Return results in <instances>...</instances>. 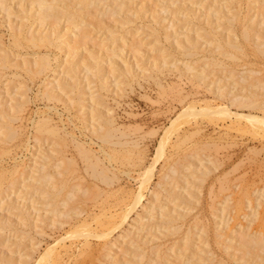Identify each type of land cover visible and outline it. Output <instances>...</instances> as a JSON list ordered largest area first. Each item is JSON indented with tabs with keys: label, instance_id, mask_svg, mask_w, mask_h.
Here are the masks:
<instances>
[{
	"label": "rangeland",
	"instance_id": "obj_1",
	"mask_svg": "<svg viewBox=\"0 0 264 264\" xmlns=\"http://www.w3.org/2000/svg\"><path fill=\"white\" fill-rule=\"evenodd\" d=\"M6 1L7 2H5V1L4 2L6 3L7 6H5V3H3V4L0 3V49H1L0 51H2V49L7 50V51L6 50L5 51L8 55V59L10 60L9 61L10 63L8 62V65L5 68H8V66H9L10 69L8 68L9 69V71H8V69L4 68L5 69V71H4V69H2L4 66L3 67L0 66V101L2 102L3 99H1V98H4L2 103H4V105L7 106V104L10 101L9 100L10 97L11 98L16 97V98H18V100H21V101L25 100L24 101L25 103H22V104H24L23 108H22V106L20 108V109H23L22 112H20L21 110L19 109V112L21 114L19 112H18L19 115H18V113H16V116L18 115L20 118L17 116L14 118L15 122L12 121L13 124L15 123L14 125L16 127V130L17 129L20 130V131H16L17 132V134L15 136L16 138L12 137L14 139L11 138V140H9L10 138L9 139L4 138V142L6 143V146L4 143L1 144L2 140L0 142V148H1V145L3 147L5 146V148L2 147V152L0 149V172H1L0 174L3 175V177L0 175V180L2 179L1 184L5 185V187H4V185L0 184L1 185L0 186V192L2 193V194H0V196L3 195V197H1V200H0V215H1V217H3L2 220L7 218L8 220L10 219V220H12V222H14L13 225H9L8 228H5L8 226V225L6 226V224H5L6 221H5V222H3L4 226L2 228H0V232H1L0 233V254L1 255L3 254L4 256L6 255V256L13 258V260H12V258L10 259L12 262L7 261V263L8 264H15V263L19 264L20 260L23 259V257H25L28 253L29 254L31 253L28 256L29 259L27 257L29 262H27L26 264H33L36 257L38 258V256L40 255L39 253L43 252V250L45 251V249L48 246H51V245L53 246L54 243L58 239L61 242H60V245L56 244L57 245L56 251L58 253L60 251L58 256L60 255L61 257L56 258L55 259L56 263L54 262L53 264H88V263L89 264L90 263L96 264L100 261V259H102L101 261H105L106 264H109L108 262H111L110 264H125V263L126 264H128V263L129 264H142V263H144V264H163L164 262H165L164 264H179V263L180 264H187V263L188 264H191V263L192 264H195V263L198 264L196 261H198L199 264H217L218 262H219L218 264H220V263L221 264H226V263L227 264H241L242 263L241 258L243 256V254H241V253L243 252L242 251L243 249H242V247L240 248V245H239V243H240L239 237H241L240 233L242 231H243V233L247 231L246 233L248 234V236H251L255 232H256L255 234H258L257 232L264 231V204L260 205V207L257 209L259 214H258L255 222H254V220L251 221L252 216H250L251 210L253 212V210H255V208H256L254 206L259 203L258 202L259 199H257L259 196V193L264 192V129L259 128L260 130H257V131L250 129L249 126L244 123V121L241 122V124H239L238 122H235L232 124L231 119L226 118V117L224 118L222 116H217V117H213V116H210V117L209 116H185L183 118H180L174 127H169V126L171 125L172 120L175 119L179 115V113H181L184 109H186L188 107V104H190L192 101H198L197 102L198 109H199V107L201 108V104H204L203 102L205 100H207V101L211 100L210 102L212 103V105H213V103H215L216 105L217 104L230 105V109L233 112L237 111L240 114L241 113L247 114V113L252 112L254 114L259 113V115H263L264 113H262L260 107H258V109H257V107H251V106L250 107L245 106L243 108V107H241L242 105L239 106L237 103H235L237 105V107H236L235 104L230 103V100H229L230 96H227L229 94H227L225 96L227 98H225L224 96L215 97L213 90H214V88H216L215 86H217V84L219 82L217 80L220 77L224 76V78L227 80V83H229L231 81V79H234L232 77H228L229 76L228 75L229 69H232V68H234V70H236V71L239 69H240L239 71H242L241 69L246 68V66L249 67V68H247L248 70H250V68L251 69L254 68V70H253L254 72H255V70H256V72L258 71L257 76L260 75L261 76V77L259 76L260 78H264V55L261 54L263 56L259 55L260 56L259 57L258 54H260V53L258 51L256 52V53H258L257 55H256V53H254L256 51L255 50V42H254L256 40H255L254 35L252 37V39H254V41L253 40H250V41L247 40L249 42H247V41L245 42V40L243 38L241 39V36H239L240 31L238 32V29L241 30V26H239L241 24L239 22H237V25L235 23L236 26L234 25L235 29L238 28L236 30V33L237 34L239 33V35H238L239 38L238 37L237 38L240 39V41L243 40L242 43H244V44H242V48L247 53V55H245L244 51H242V53L244 54V56H242L243 54H240L241 51L240 52L236 51V57L239 54L240 56L238 55V57H240L239 58L240 60L238 58L233 57L235 59V61L233 60V62H232V59H231L232 57H230V56H229L230 58L226 57V58H229L227 60L225 58V56H228V55H226V54H225V56L223 54L224 57L221 55L222 56L221 57L220 54H222V53L218 52L215 48H213V46L208 41L209 38H207V37H204L203 39H202V37L199 38L200 42L198 41V45L200 46V48H197V50H198L197 52L198 53L201 52V53L199 55H198V53H196V55L194 54V57H193V55L191 57V56H187L186 54H184L186 57L183 56V54L180 53L181 51L178 48H176L170 42L175 43L177 41V35L178 34L181 35V37H183L184 35H182V34H184V33L186 34L189 31H191V34L197 35L198 34L197 29L198 28H196V27H198V26L210 29V27L217 26V24H218L219 27L214 28V30L218 29L219 32H218V30H216L218 33L226 35L225 33L228 32L227 27L229 26V23L228 22L226 23V20L223 19V16L221 14H222V12L223 13L226 12L228 9H233V7H234V10H239V9L243 8L241 11L244 13H242L239 10L241 17H245V15H246L245 19L253 18L252 20H255L254 22L256 23V26L260 22H262L261 24H263L264 0H253V3H252V0H241L242 5H241L240 0H234V1L225 0V2H223L224 0H177V1L176 0H132V2H131V0H127V2H126V0H124L125 4H122L121 7L123 5H125V6L122 8H120L119 0L118 1L117 0L116 1L107 0V3L109 1V3H108L109 6L107 3L105 4V6H103L104 2H101V4L99 3V5H98L100 7L97 6L98 8H96L98 12L96 11V9L92 11V12L95 11V14H93V15L91 14L92 16L91 15L90 16L93 17L94 20L90 16H89L90 17L89 19L90 20L92 19L94 22H96V21L97 22L92 24V26L95 29L88 31L87 36H90L91 38L88 39V37L86 36V39L91 40V42L86 43V44L88 45V47L89 46L90 47H93V46L94 47L95 46L100 47V48L98 47L99 48L98 52L101 50L100 53L103 54L102 57L100 55V58H101L100 63L102 64V66L104 68L103 72H104V77L106 79V85H107V89H105L106 92L104 91V94H107L106 96H107V100H108V102L106 100V104H108L110 107L113 108V113H114L115 122H116L115 124L117 127H118V125L120 126L119 127L120 131H125V133H126L125 139L130 140V141L134 140V142L136 141L137 142L136 147L132 146L133 144L132 145L127 144L129 147L127 145H124V147H123V146H120L119 144H118V146L111 145L113 143H105L101 139L94 137V134L92 132H90V129H89L90 125L89 124H91V122H92L91 120L94 119L95 116L92 115L91 113H88L90 111V108H91L89 105H93L91 103H93V102L95 103L96 101L90 102L91 100L87 99L90 96L89 95L90 92H88L87 89L93 88V90H94L96 88L95 85L97 82L95 81V82H93V84L91 82V87H88L90 83H89V81L86 80V78H84V75H87L88 73H85V72H87V70H84L85 67H83V66H85V64H83L84 62L82 63V61L85 57L86 58L84 60L87 59L88 54L86 52H88V51L86 49L87 45L84 43L83 39L81 40L79 38V36H78L79 34H78V32H76V29L75 30L71 29L73 31H71L69 29L68 31H66L64 33L65 35L62 38L66 39V42L68 41L67 44H69V45H67V44L65 45V46H67V48L70 46L69 49L66 48L68 51L72 50V48H73V51H75V52L77 51L72 56V58L71 57L70 58H71V60L73 59L78 66L77 70H78L79 77H81V83H82V80L85 79V81H83V84H81V85L83 86V91H85L84 95L86 94L84 96L86 101L84 99V101H83L84 105H82V107L78 106L77 103L74 106H73V104H70V105H72V106H70L69 100H67L68 102H66L65 94L67 96L72 95L73 94L72 92L71 93L69 92V94H68V92L63 91V92H65V93H63V95H60L56 99L53 98V100L51 98H46L47 96L43 95L44 90H46L52 84L48 81H50V80L53 81V79L56 81L59 79V77L61 78V77H63V75L65 76V70L63 67H65V64H64L65 60H67L66 59L67 55L71 54V51L69 52V54H67L68 51L65 49L64 45L62 46V48H57V47H55V45L52 46V44L50 46L47 45V47H46V45L37 46V47H39V49L35 48V47H33L34 48L33 49L32 45L29 47V45H30L29 44V45H27L29 48L28 49V48H26L27 46L24 45V44H26V42H24V41H22V42H24V44L23 43H21V44L26 46V47L23 48V46L22 47L20 46L21 47V49H20L18 46H16L13 42V39H12L13 37L11 35H12V32L17 28L16 25H19V22L21 21L22 18H23L22 20H24V23H25V19L27 18L28 21L26 20V24H24L27 28L25 26H24V28L28 29V30H30V27L32 29H33V27L36 29L38 27L44 28L45 25L41 26L40 21L35 19V16H33V15H30V17H29V15H28V17H23L25 10L24 9L20 10V7L23 5L24 6L26 5V7L29 8L28 4L26 2L24 4V2L19 0V4H18V0H13V1L12 0H6ZM8 1H10V2H8ZM226 1H228L227 5H226ZM134 2H135V4H134ZM140 3L143 5V8H142V5ZM174 3H175V7H174ZM177 3H178V5H177ZM214 4H215V6H213ZM220 4H222V5H220ZM247 4H249V5H247ZM14 6H15V8H14ZM127 6H128V8H127ZM162 6H163V8H162ZM218 6H220L221 10ZM11 7H13L14 9ZM186 7L188 10H185ZM107 8H109V9H107ZM137 8L140 11L139 10L136 11ZM224 8H226V10ZM6 9H8V10H6ZM119 10H121V11L119 12ZM103 11H104V13H103ZM246 11H247V14H245ZM27 12H25V13H27ZM99 12H100V14H99ZM125 12L128 14L131 12V14H130L131 18H128V16H130V15L127 16V14ZM136 12L139 14V19H135L134 21H132V23H131V20L126 21L127 19H134V15L137 18L138 14ZM139 12L141 13V16H140ZM217 13H219V14H217ZM119 14H122V15L119 16ZM142 14H143V16H142ZM242 14H245V15L243 16ZM186 15H187V17H186ZM132 16H133V18H132ZM208 16L211 18H208ZM10 17H12V18H10ZM124 17H125V19H124ZM188 17H190V20H188L189 19ZM221 18L223 20H221ZM32 19H34L33 22H32ZM193 19H195V20H193ZM214 19H215V21H214ZM261 19H262V21H261ZM250 20L251 19H249L248 21H250ZM124 21L126 23H124ZM136 21H137V23H136ZM208 21L209 22L211 21V22L209 23ZM258 21H260V22H258ZM98 22H100V23L98 24V27H97ZM204 22H205V24H203ZM223 22H225L226 24H224ZM59 24L60 25L58 27L61 30L60 33H62V31L64 32V30H65L64 29L65 28L64 27L65 26V20L62 18L61 22ZM63 24H64V26H63ZM195 24H196V26H194ZM88 26H90V24L87 25V27ZM258 26H260V24ZM113 27H115V28H113ZM119 27L121 30L119 29ZM168 27L170 29H167ZM189 27L192 29H190ZM148 28L150 29V31ZM154 28H156V29L154 30ZM260 28L263 29L264 26L262 28V25H261V27H259V29ZM224 29H226V31ZM161 30L163 32H164V30H166L165 35H167V33L169 32L168 37H170V39L167 37L168 41H166V39H167L166 37H163L164 33ZM221 30H223V32ZM70 31L72 33H69ZM151 31L152 32L155 31L159 35H161V33H162L163 36L162 35L159 36L157 34L154 35V32L152 33ZM263 31H261V32L264 34ZM177 32H180V33H177ZM199 32H200V30H199ZM89 33H90V35H89ZM115 33H117V34H115ZM127 34H128V36H127ZM173 34H174V36H173ZM109 36H112V37H110L108 39ZM118 36H119V38H118ZM113 37L115 39H113ZM105 38L108 39L107 42H106ZM116 38H117V40H116ZM175 39H176V41H175ZM97 41H98V43H97ZM104 41L106 42V45H105ZM155 41L156 42L159 41L158 42L159 44L157 45V43ZM251 41H253L254 43H251ZM77 42L79 43V45H81V47L78 45ZM133 42H136V43H133ZM99 43H101L102 45H100ZM112 43H114V44L112 45ZM120 43L121 44L123 43V45L121 46ZM130 43H133V44L139 46V48L142 47V49L140 48V51H138L137 54H134L136 52V50L133 52L132 44H130ZM138 43L142 46H140ZM21 44H17V45H21ZM73 44H75L74 47H73ZM93 44H95V45H93ZM247 44H248V46H247ZM2 45H4V46H2ZM244 45H246V46H244ZM251 45H253L254 47ZM13 46H15V49L13 48ZM78 46H79V49H78ZM120 46L124 47L123 49H125L123 51L122 50L120 51V52H122L121 54L119 53V51L117 49L118 47L120 49H122ZM166 46H167V48L168 47L169 48L166 49L165 48ZM16 47H17V49H16ZM43 47H46V48H43ZM48 47H49V49H48ZM103 47H105V48H103ZM245 47L249 50L244 49ZM76 48H77V50H76ZM110 48H111V50L117 49L116 51H118V53H117L118 56L116 54V51H115V55H114V53L111 50H109ZM175 48H176V50H175ZM201 48H203V49H201ZM85 49H86V51H85ZM177 49H178V51H177ZM210 49L214 50L215 54L213 53L214 51L212 52ZM250 49H251V51H250ZM9 50L11 51V54H10ZM171 50H175V51H171ZM109 51H111L110 53H113L112 56H109L110 55ZM2 52L4 53V50ZM45 52H46V54H48V52H50L48 54V56L49 55L50 56H52V55L57 56V59H54L56 57L52 56L53 59L57 60V61H54L52 59V57H49V59H50L49 62L52 60L53 62L52 61L51 62L53 64L50 62L51 63L50 65L52 67L51 68L49 67L50 68V69H48L49 72L47 71V69L44 70L45 72L48 73L47 75L45 72H44L45 74L41 73V72H36L37 75H35L34 73H33L34 75H32V72H30L31 74L28 73L29 71H26L24 68L22 69L21 66L17 67L19 65L14 66V68H13V66H11V65H15V63H13L14 61H18V60L22 59V57L25 58V56H26V57L31 59V57L35 58V57H37V55L43 54ZM53 52H54V54H53ZM55 52H57V53H55ZM141 53H143V54H141ZM171 53L173 55H171ZM119 54L123 58H120L121 56H119ZM167 54L168 55L170 54V56H168ZM10 55H12V57ZM162 55L163 56L165 55L164 58ZM205 55H206V57H205ZM211 55H213L214 57H217V58L220 57L219 59H222V60L224 59L226 62L224 60H223V62H224V64L226 63L225 66L228 64V67L226 66V67H224L225 68L224 69L222 67V65H219V66L217 65V67H216V65H213V64H209V65H211L209 67H207L208 65H205L206 67H204V68H206V69L204 70L203 73H205L206 76L207 75L208 76H207V78H205V80L198 81V84L196 82L194 83L193 80H189L187 77H185V75L181 76L182 78H180V79L177 77L178 70L176 68H174L173 63L178 64L179 67L183 70L184 68H186L185 67V63L187 62L186 60H188V59L191 60L193 58H196L197 56H200L198 58V60L195 62V65H203L202 62L205 60V58L207 59ZM110 57L120 58V60L119 61L116 59L114 60L113 58H110ZM202 57L204 58V60ZM15 58H17V59H15ZM12 59H14L13 62L11 61ZM68 59H69V57H68ZM109 59H113V60H111V62H113V63H111ZM124 59L126 61L129 60V62H131V64H132V67L134 68V70L137 69L136 73H139V74L137 75V77L135 79H133L131 81L132 83L130 82V84H128V85L126 84L123 87V90H121L119 93L116 94L115 85L118 82V80H120V72L117 70L115 71L113 69H112L113 72H111L110 70H111V68H114V66L117 67L116 64L114 63L115 61H118L119 63H121L123 61L122 63H124V62H126ZM200 59H202V60H200ZM237 59H238L239 63L241 64L240 67L238 66L239 64L238 65L236 64V63H238ZM146 60H147V62H146ZM164 61H166V63H167L166 66L164 64H162V63H164ZM11 62H12V64H11ZM244 62H245V64H244ZM253 62H254V64H253ZM152 63L157 64V65H161L160 70H157L155 66L150 65ZM80 64H82L83 66ZM147 64H149V65H147ZM232 64H233V66L237 65V66H235L236 68L231 66ZM243 64L245 67L243 66ZM141 66H142L143 70L145 67H148L147 71H145V75L143 73H140V70H141L140 67ZM151 66L153 69L152 70L153 74H156L157 76L159 75L158 78H160L159 79L160 82L162 84H164L163 87H160L159 84L156 83L155 79L150 76V74L152 73L151 70L149 71ZM213 66H215V68ZM15 67H17V68H15ZM229 67H231V68H229ZM237 67H239V68H237ZM138 68H140V70H138ZM217 68H218V70L216 72L215 70ZM14 69H15V71H14ZM20 69L25 70V71H21ZM211 69H213V70H211ZM247 69H244V71H246ZM260 69H263L262 72ZM51 70H53V73L51 72ZM3 71L7 74L5 75L3 73ZM137 71H139V72H137ZM16 72L19 73L20 76ZM118 72H119V74H118ZM221 72L223 73V75ZM254 72L251 73V75L253 74L254 76H251L250 79L252 77L253 78H259V77H255L256 73L254 74ZM25 73H27V74H25ZM42 74H44V75H42ZM15 75H17V77ZM87 76H85V77H87ZM236 76L237 75H234L233 77L236 78ZM45 78H46V80H45ZM229 78H231V79H229ZM90 80H92V79H90ZM86 83L88 86L86 85ZM86 86H87V89L85 90ZM164 88H165V90L163 91ZM179 90H181V91L179 92ZM91 91H92V89H91ZM121 92H122V94H121ZM13 95H16V96L14 97ZM5 97H7V98L5 99ZM262 97H260V98H262ZM223 98H225V99H223ZM201 99L202 100L205 99V100L202 101ZM214 99L216 102L213 101ZM27 101H29V102H27ZM66 105H68V107ZM232 105H235V106H232ZM263 106H264V104L262 105V107ZM24 107H25V109H24ZM79 109H80V111L77 112ZM91 110H92V108H91ZM262 110L264 112V107L262 108ZM43 114H45V115H43ZM41 115L42 116H49L50 115V119L53 118V122H52V120H50L51 124L53 123V124L58 125V130L60 128L62 129L61 130L62 132L60 131L62 134L59 133V135L61 134L63 137H65V135L67 134L65 137V139L67 138L66 143L63 144L64 141L60 140L61 137L58 138V136L56 137V135H53V136H52V134L49 135V133H47V132L44 133V131L41 132V134H43V135L42 136L40 135V131H37L33 125L35 124L36 120L39 119V117H41ZM71 135H74L76 139H78L82 142L83 141L86 142V144L88 146H90L93 150L95 149L94 150L95 153L100 156V158L102 159L103 162L105 161L104 162L105 164H107L110 168H113V170H115V171L117 170L116 171L117 175L119 174L118 179H114V181L112 180V183L110 185L109 184L110 182H106L104 180H103V182L105 184L102 183L100 178L95 176V175L90 176V174H92L91 169L85 165L86 164L85 160L83 158H80L82 156L79 154L75 144L71 141V137H70ZM33 136L34 137L38 136L37 138L39 139V141L37 138H36V140H37L36 141L35 138H33ZM45 137H46V140H45ZM6 139H7V141H10L9 144H7L8 142L5 141ZM108 142H110V141H108ZM53 143H54V145L56 143L58 146H56V145L54 146ZM51 147L54 148L55 152L53 151V153H51L48 151V148H51ZM158 148H162L163 153L159 157H156ZM3 149L5 150V154L3 152ZM41 149H43V151H44L43 153L45 155H49L52 157V159H51L52 163L49 161V163L47 165L48 168L49 167L53 168L54 167L53 164L55 162H57L58 160H60V158H64L66 160L67 157L68 158L71 157V160H72L71 162L73 163V166H74L73 169L71 166V169H72L71 171H73V172L69 173V171L66 170V171H68L69 174L66 173L67 174L66 175L63 173L61 176H59V175L58 176H59V178H61L64 175H66L67 177L64 176L63 178L64 179L66 178L65 180L68 179L69 182L67 181V183H69V184L66 183L68 186H71L72 185L71 183H74V184L76 183L77 185L79 183L80 185H78V186L80 187V189L81 188L82 189L76 190L77 192L80 191L77 193V195L79 196L81 191H82V193L79 196V199L76 200L77 203L75 202V199H76V194H75L74 195L75 197L71 199V202H73V200H74L75 203L73 202L74 204L71 205V203L69 201L67 203L68 207L64 208V206H61V208L63 207L61 211L69 212L67 210L72 211L75 209L76 212H78V213L80 212L79 215H78V213H76L77 214V216H76L75 212L72 211L73 214H71V215L69 214L70 217L68 216V214L66 215L67 217L66 216L63 217L64 215H62V214H61L62 215L61 217L60 216L56 217V215L52 216L51 213L47 212V213H45V215H43V217H42V215H41V217H38L40 212H42L41 208H43V210L45 208V206H42L43 205L42 199L39 198L40 197L39 191L37 190V192H35L36 190H33V187L32 188L28 187V189L26 188L28 191L27 190L19 191L20 187L19 188L17 187L19 184V180L27 174L26 170L29 167L31 168V166L33 164L32 162L35 159V155L39 154ZM114 149H116L118 151L117 155H114L115 158L118 157L117 159H115L112 156L113 154H111V152L116 154V150H114ZM111 150H113L115 152H113ZM123 150L125 152H128L129 150L131 151L130 154L128 153L130 155V156H128V158H126V156H125L126 154L124 155ZM6 151H8L7 154H6ZM120 151L121 152L123 151V152L120 153ZM57 152H59V153H57ZM106 153L108 155L110 154L109 156L111 158H113V160L110 157H108V155ZM122 155H124V156H122ZM103 156H106V157H103ZM192 156H193V158H192ZM73 157H75V158H73ZM123 157H125L126 159L125 158L123 159ZM16 158H17V160H15ZM194 159H195V161H194ZM199 159L202 160V162H205L209 166V168L211 167L209 170L212 169L211 172L208 170V172H210L209 175H208V172H207V174H205L208 176L205 177V175H204V177L206 179L203 177L204 180L203 181L201 180L202 182L199 180V182H198L199 184L197 183L198 180L194 181L195 180L194 178L196 176L195 174H194V176L193 175L187 176L189 178L186 180V182H184L185 179L187 178L186 176L185 177L183 176L185 178L184 179L181 175H179V174L177 175L176 172H175V174L170 172V170L173 167H180V166L184 167L185 166V168H186L187 167L186 165H189L188 163H190L191 161L196 163V160H199ZM19 160H20L21 164L23 163V165H20L19 167L24 166L23 167L24 172H20L21 171L20 170V171H17L18 173L14 172V174H13V172H10L12 170L11 167L13 166L15 161L19 162ZM68 165H72V164L69 163ZM68 167H70V166H68ZM5 168H7L6 169L8 172L7 174H5V171H6ZM8 168H11L10 171ZM74 168L76 170H78L79 172L74 171L75 170ZM86 168H88L89 170ZM68 169H70V168H68ZM180 169H181V167H180ZM83 170L85 171V173ZM146 171H148L147 175H148V173L150 174V175H148V176H150V180L147 183L148 186L146 185L147 187H145L146 190H145V188L143 189L144 190L143 191L144 198L142 201L143 206L137 205L135 207V209H132V212H130L128 214V217L126 218L124 223L120 224V226L118 225V227H117L116 223L118 222V220H120V218H121L120 216L123 215L124 213H126L124 211H128L129 207L131 206L133 199H135L134 194L138 190V188L141 184L142 178L144 177V175H146ZM2 172H4V173H2ZM74 172L75 173L77 172L76 175H80V178H77L78 176H76ZM184 172L187 174L190 171H188V172L184 171ZM71 174H72V176L74 175L76 178L71 176V178H72L71 179L69 176ZM165 174H171L173 176V178L171 179L172 181H170L171 184H169V185L167 184V186H166L167 188L169 187V189L172 187L173 188L176 187L179 191L182 192L183 191L182 189H184L185 187L186 188L187 187L192 188L194 186L193 184L197 183L196 188H198V190H199V192H196V194L198 193V195H196L197 201L195 198L194 199L195 201L193 200L194 202L192 201L191 205L188 207L184 203L183 204L179 203L180 201L174 199L175 193H177V191H178L176 188L173 189V190L176 189L174 191L175 192L174 194L171 191L165 192V190H164V192H163V190L158 188L159 186L157 184L160 181L165 180V178H164ZM4 176H6V177L4 178ZM141 176H142V178H141ZM13 177H15V178H13ZM68 177L70 178V180ZM73 178L75 180H73ZM83 178H84V181H83ZM10 179L15 182V183H13L14 186H12L9 183ZM71 180H73V181H71ZM200 182H201V184H200ZM7 183H9L8 185H10V186L6 185ZM186 183L188 184V186ZM67 185H66V187H67ZM175 185H177V186H175ZM184 185H186V186H184ZM6 186H8V187L6 188ZM66 187H65V189H66ZM96 188H98V189H96ZM153 188H155V189L157 188V189L161 190L159 193V201L158 200L153 201L155 203L157 202L156 204L164 203L166 198H167V200H166L167 206H172V205H174L173 203L176 202V204H179L182 208L188 209V211L186 212L187 215L185 214L186 217L183 216V218L185 217L184 218L185 220L180 219V218L178 219L179 223H180V220L184 221V223L183 222L181 223V225L183 226V228L181 227L182 228L181 230H179V228L181 226L180 225L177 229H174L172 231H167V232H169V234L167 236L164 235V237H163L162 234H165L166 231L161 234L160 231L162 229L158 228V226H157L160 224V223L159 224L157 223V221H160V216L158 215L159 209L157 207L154 209V211L158 210L157 213H155L156 211L155 212L153 211L154 213L152 212L155 215L154 217L156 220L153 219L154 217L152 218V220L150 218H148V219L144 218L148 215V213L150 211L149 204L151 202V201H149V199H151V196H150L151 194H150L149 190H147V189H150V191H152ZM4 189L6 191H4ZM29 189L30 190L32 189L31 192ZM16 190H18L19 193ZM11 191H13V192L11 193ZM23 191H24V193H23ZM33 191L35 193H33ZM76 191H75V193H76ZM84 191L86 192V195H83ZM10 193H11V195H10ZM20 194H21V196H20ZM168 194H170V195H168ZM35 195L37 196V198ZM87 195H89V197ZM167 195H168V197H167ZM81 196H83L84 198H82ZM161 199L163 202L161 201ZM15 200L20 201V204L25 205V206H23V208H29V212L31 211L29 213L31 215V217H30V215H28L27 219L30 218L29 220L33 221V224H35V226L37 225V228H35V226L32 225L33 227L31 229L32 223L29 220L28 221L25 220L26 223H25V221L23 223V222H21V220H19V217L17 215L18 210H17V208L14 207V205L16 204ZM168 200H169V203H168ZM172 200H175V201L172 202ZM26 204H27V207H26ZM75 204H76V206H75ZM67 205H65V206H67ZM77 206H79L78 207L79 209L77 208ZM143 207L146 209L145 210L146 212H144ZM38 208H40L41 210L39 209L40 210L39 211ZM59 208H60V204H59ZM13 209H16V210H13ZM104 209H106V210H104ZM37 211H39V212H37ZM104 211L107 214V217L105 215L101 214ZM72 212H69V213H72ZM246 214L247 215L249 214V215L247 216ZM99 215L102 218V219L99 218V219H101L100 222H102V223L98 222ZM102 215L105 216L104 221H106L107 223L103 221ZM217 215L219 216V218ZM96 216H97V219H96ZM108 217H110L109 223L106 219ZM139 217L141 219H144L141 221L142 223L140 222L141 226H139V223H138V220L139 221L141 220V219H139ZM83 219L86 220V222H90V224L92 226L90 224L89 225L91 227H93V229H95V228H96V230L99 229L98 231H101L103 229L107 230L110 228V226L112 224H114V226H116V229L114 228V226L113 227L111 226L115 230L113 229L114 231L112 233H111V231H112L111 230L110 233H108L106 235V236H108V238L105 237L106 239L105 238L97 239L98 238L97 236L91 237V235L88 236L89 238H85V237H82L83 234L82 235L80 234V237H78L79 235H76V237H75V236H73L74 234H72L70 237H67L66 234L71 233L73 231V228H75V230L77 229L80 231L81 227H84V225L81 224L84 221ZM221 220L222 221L224 220L225 224H223L224 222L221 224V222H222ZM37 221H39V222H37ZM134 221H135V223H134ZM12 222H9V224L10 223L12 224ZM111 222H112V224H110ZM249 222H250V225H249ZM27 223H29L30 226H28V225L25 226ZM104 223H106V227H105ZM60 224H62V225H60ZM79 224L83 225V226L80 227ZM103 224H104V226H103ZM109 224H110V226H109V228H107V226ZM220 225H222V226H220ZM239 225H241V229H240ZM78 226H79V228H76ZM101 226H102V228H101ZM142 226H144V228H146V229H144ZM192 226L195 228L192 229ZM204 226H206V227H204ZM215 226H217V228H215ZM103 227H105L106 229ZM141 227H142L141 230H143V231L140 230ZM248 227H250V228H248ZM131 228H132V230H131ZM148 228H149V230H148ZM202 228H205L204 231H202ZM136 229H138V230H136ZM151 229H153V230L151 231ZM187 229L191 230L192 232L191 231L190 232L193 233V235H194V236L192 235L193 236V238H192L191 234L189 233L191 239L193 241H196V239H197L196 242L198 243V246L197 245L196 246L199 247L198 248L199 250L197 249L198 252H197V250H195L196 247H194L195 246L194 243L197 244L196 242H193V244H191L192 242H189L188 243L189 246H188V244L186 246H184L185 244L183 243V240H184L183 238H185V234H183V232L186 233L185 231H187ZM127 230L130 231V233H131L130 236H132V237L128 236L129 232H127ZM193 230L196 233V235L194 234ZM216 230H217V233H215ZM40 231H43V232H40ZM133 231H134V234L137 233L138 235L134 236ZM198 231H200V232H198ZM158 232H159V234H158ZM219 233H221V234H219ZM231 233H232V235H231ZM235 233H236V235H235ZM250 233H251V235H250ZM217 235L220 236V239L222 241L219 240V238H218L219 236L217 237ZM62 236H63V238H62ZM116 237H118V238L116 239ZM146 237H148V238H146ZM64 238H65V240H64ZM131 238H132V240H129ZM139 238H140V240H139ZM62 239H63V242H62ZM86 239L89 240V243L87 244V246L85 244V247H84V243L88 242V241L85 242ZM145 239H150V240L146 241ZM152 239H154V240H152ZM134 240L136 243H138L140 241L141 243L143 242V244H145V243L148 244V245H146L147 246L146 247V246H144V245L142 246V244L140 245L138 243L140 245V247L141 246L143 247L144 251H145V248H147L146 254H145V252H143L141 250L142 248H140V247H138V249L140 248L139 250H141L142 252L137 249L140 253H135V254L136 255L139 254V255H137V257H136L135 254H133V251L135 249L132 247H134L136 245V244H134L135 242L134 243L132 242ZM137 240H138V242H137ZM225 240H228L229 242L225 241ZM103 241H104L105 245L103 244ZM130 241L132 242V244H134V246L131 247V245H129V244H131ZM144 241H146V242L144 243ZM203 241H205V242H203ZM230 241H232V242H230ZM38 242L40 244H38ZM106 242H108V244ZM35 243L37 245H35ZM112 243L114 244V246H112L113 245ZM182 243H183L184 247L182 246ZM199 243H200V246H199ZM33 244H34V246H33ZM101 244H103V246ZM61 245H63V246H61ZM151 245L152 246L154 245V247H152ZM160 245L162 247L161 248L162 250L159 248ZM35 246H36V249H35ZM64 246L67 247V248H65V250L63 249ZM69 246H71V247H69ZM89 246H91L90 249H89ZM164 246H166V247H164ZM169 246H170V248L172 247L171 249H168V251H169L168 255L170 256V258H169V256L168 257H165V256L162 257L160 254L164 251L165 248L166 249L164 252L167 253L168 251H166V250H167V248H169ZM187 246H188V248H187ZM226 246H228V247H226ZM32 247H34V248H32ZM103 247L106 250L105 249L100 250ZM163 247H164V249H163ZM191 247H193L195 249H193ZM135 248H137V247L135 246ZM239 248L242 250L240 251ZM159 249L161 252H158ZM200 249H202V250H200ZM228 249H230V250H228ZM85 250H89V251L91 250L92 251L91 254H92L93 258H91L90 254L86 258V255H84ZM98 250H100V251H98ZM171 250H172V252H171ZM32 251H34V253H32ZM89 251H87V252H89ZM149 251H151L152 253L150 254ZM200 251H202V252H200ZM105 252H106V254L109 253L108 254L109 256L107 258H111V255H112V257L114 259L115 258L116 259L115 260L113 258L109 259V260L107 258L105 259L103 256V254H105ZM233 252H235V253L233 254ZM141 253L145 254L144 259H143V257L140 256ZM166 253H164V254H166ZM79 254H81V255H79ZM106 254H105V256H106ZM147 254H148V256H147ZM191 254H193V255H191ZM203 254H205L204 256L207 255L206 257H208V258L211 255H212L211 257L214 256L213 260L215 262L210 260L211 257L209 258V262L206 260V259H208L206 257H205L206 261L204 262V259L202 261L201 258H202ZM93 255L98 256V258H100V259L95 257L96 258V260H95ZM157 255L159 256L158 258H157ZM244 255L246 256L247 254L244 253ZM138 256L140 258H142V260H143L142 262H139V260L141 261V259L137 260V258H139ZM166 256H167V254H166ZM192 256H193V258H192ZM195 256H196V260H194ZM154 257H156V258L153 259ZM147 258L149 260H147ZM163 258H165L164 261H163ZM242 259H246V258H242ZM30 260H31V262H30ZM135 260H137L138 262ZM250 260H251V258H250ZM124 261H126V262H124ZM162 261H163V263H162ZM179 261H181V262H179ZM210 261H212V262H210ZM253 261L254 260H252V262ZM224 262H226V263H224ZM98 264H104V263L99 262ZM246 264H248V263H246Z\"/></svg>",
	"mask_w": 264,
	"mask_h": 264
},
{
	"label": "bare ground",
	"instance_id": "obj_2",
	"mask_svg": "<svg viewBox=\"0 0 264 264\" xmlns=\"http://www.w3.org/2000/svg\"><path fill=\"white\" fill-rule=\"evenodd\" d=\"M7 2L6 0H0V3H5V2ZM13 1V0H12ZM11 1V2H12ZM22 2H24V4H25V2L28 4V7L29 8H27L26 7V5L24 6H21L20 7V10H25L24 11V15H23V17H28V15H29V17H30V15H33V16H35V19H37L38 21H40V25L41 26H44V28H42V27H38L37 29L36 28H34L33 27V29L30 27V30H28V29H25L24 28V24H26V20H27V18L25 19V23H24V20H22L21 19V21L19 22V25H16L17 26V28L12 32V39H13V42H14V44L16 45V46H18L20 49H21V47L23 46V48L24 47H26L27 45H29V47L32 45V48L33 47H35V48H38L39 49V47H37V46H41V45H46V47H47V45H51L52 44V46L53 45H55V47H57V48H62V46L64 45V47H65V49L67 48V46H65L66 44H67V42H66V39H63L62 37L65 35L64 33L66 32V31H68L69 29L71 30V29H73V30H75L76 29V32H78V36H79V38L82 40L83 39V41H84V43L86 44V43H89V42H91V40H87L86 39V36L88 35L87 33H88V31H90V30H92V29H95L93 26H92V24H94V23H96V22H94L93 20H94V18L93 17H91L93 14H95V11L94 12H92L93 10H95L96 8H98V7H100V6H98L99 5V3L101 4V2H104V5L103 6H105V4L107 3V0H21ZM20 1V2H21ZM106 1V2H105ZM110 1H112V0H110ZM113 1H116V0H113ZM118 1V0H117ZM177 1V0H176ZM228 1H231V0H228ZM228 1H226V5H227V2ZM232 1H234V0H232ZM8 2H10V1H8ZM21 2V3H22ZM126 2H127V0H126ZM131 2H132V0H131ZM142 2V1H141ZM215 2V1H214ZM222 2V1H221ZM223 2H225V0L223 1ZM240 2H241V0H240ZM256 2V1H255ZM108 3H109V1H108ZM107 3V4H108ZM112 3V2H111ZM115 3V2H114ZM117 3V2H116ZM129 3V2H128ZM173 3V2H172ZM182 3V2H181ZM219 3V2H218ZM232 3V2H231ZM251 3V2H250ZM252 3H253V0H252ZM251 3V4H252ZM1 4V5H2ZM18 4H19V0H18ZM23 4V3H22ZM118 4V3H117ZM116 4V5H117ZM119 4H120V8H122V7H124L125 5H123L122 7H121V5L122 4H125V1L124 0H119ZM130 4V3H129ZM134 4H135V2H134ZM139 4V3H138ZM141 4V3H140ZM168 4V3H167ZM198 4V3H197ZM229 4V3H228ZM113 5V4H112ZM142 5V4H141ZM173 5V4H172ZM177 5H178V3H177ZM176 5V6H177ZM183 5V4H182ZM220 5H222V4H220ZM225 5V6H226ZM241 5H242V2H241ZM247 5H249V4H247ZM4 6V5H3ZM5 6H7L6 5V3H5ZM11 6V5H10ZM98 6V7H97ZM108 6H109V4H108ZM111 6V5H110ZM115 6V5H114ZM165 6V5H164ZM212 6V5H211ZM213 6H215V4L213 5ZM224 6V7H225ZM246 6V5H245ZM137 7V6H136ZM135 7V8H136ZM174 7H175V3H174ZM193 7V6H192ZM219 8H220V6H218ZM230 7V6H229ZM11 8H13V7H11ZM14 8H15V6H14ZM13 8V9H14ZM22 8V9H21ZM117 8V7H116ZM119 8V9H120ZM127 8H128V6H127ZM142 8H143V5H142ZM162 8H163V6H162ZM168 8V7H167ZM183 8V7H182ZM181 8V9H182ZM218 8V9H219ZM228 8V7H227ZM107 9H109V8H107ZM225 10H226V8H224ZM243 8H241V9H239L240 11L242 10ZM254 9V8H253ZM6 10H8V9H6ZM100 10V9H99ZM118 10V9H117ZM122 10V9H121ZM121 10H119V12L121 11ZM128 10V9H127ZM126 10V11H127ZM137 10H139L138 8L136 9V11ZM142 10V9H141ZM185 10H188L187 9V7H186V9ZM190 10V9H189ZM192 10V9H191ZM220 10H221V8H220ZM239 10H234V7H233V9H228L226 12H222V16H223V19L224 20H226V23L228 22L229 23V26L227 27V29H228V32L227 33H225L226 35H223V34H220V33H218L219 32V30L218 29H215L214 30V28H218L219 27V25L217 24V26H213V27H210V29L209 28H205V27H196V28H198L197 29V35L196 34H191V31H187L188 33H184V34H182V35H184L183 37H181V35H177V41H176V39H175V43H173V42H170V43H172L176 48H178L181 52L180 53H182L183 54V56H185L184 54H186L187 56H191L192 57V55H193V57H194V54L196 55V53H198L197 51V48H200V46L198 45V41L200 42V40H199V38L200 37H202V39L204 38V37H207V38H209L208 39V41L210 42V44L213 46V48H215L218 52H220V53H222V54H220V56L222 55L223 56V54H224V56H225V54L226 55H228V56H225V58L226 57H232L231 59H232V62H233V60L235 61V59L234 58H240V57H238V55H237V57H236V51H241L240 52V54H243L242 53V51H244L243 50V48H242V44H244V43H242V41L243 40H241L240 41V39H238L239 37H238V35H239V33L237 34L236 33V30L238 29V28H236L235 29V26L237 25V22H239L241 25H239V26H241V30H239L238 29V32L240 31V35L239 36H241V39L243 38L244 40H245V42L247 41V40H253L254 41V39H252V37H253V35H254V37H255V40L256 41H254L255 42V52L254 53H256L257 51L260 53V54H258V53H256V55L258 54V56L259 55H261V54H263L264 55V34L261 32V31H263L264 30V28H263V24H264V20H263V24H261L262 22H260V21H258V22H260V23H258L257 24V26L260 24V26H256V23L254 22L255 20H252L253 18H248V19H245L246 18V15L245 14H247V11H246V13L245 14H242L243 16L245 15V17H241V15H240V11ZM246 10V9H245ZM248 10V9H247ZM259 10V9H258ZM10 11V10H9ZM17 11V10H16ZM28 11V12H27ZM96 11H97V9H96ZM107 11V10H106ZM110 11V10H109ZM108 11V12H109ZM140 11V10H139ZM193 11V10H192ZM218 11V10H217ZM25 12H27V13H25ZM98 12V11H97ZM113 12V11H112ZM111 12V13H112ZM242 12V11H241ZM103 13H104V11H103ZM106 13V12H105ZM110 13V12H109ZM126 13V12H125ZM137 13V12H136ZM140 13V12H139ZM184 13V12H183ZM186 13V12H185ZM194 13V12H193ZM242 13H244V12H242ZM92 14V15H91ZM99 14H100V12H99ZM102 14V13H101ZM127 14V16L128 15H130L131 14V12L128 14V13H126ZM134 14V13H133ZM132 14V15H133ZM138 14V13H137ZM136 14V15H137ZM189 14V13H188ZM217 14H219V13H217ZM258 14V13H257ZM91 15V16H90ZM120 15H122V14H119V16ZM124 15V14H123ZM264 15V14H263ZM11 16V15H10ZM91 18H93V20L91 21L89 18L90 17ZM100 16V15H99ZM140 16H141V13H140ZM142 16H143V14H142ZM256 16V15H255ZM254 16V17H255ZM95 17V16H94ZM123 17V16H122ZM186 17H187V15H186ZM185 17V18H186ZM196 17V16H195ZM219 17V16H218ZM217 17V18H218ZM253 17V16H252ZM10 18H12V17H10ZM64 19L65 20V26H64V24H63V26L65 27H63L65 30H64V32L62 31V33H60L61 32V30H60V28L58 27L60 24V22H61V19ZM96 18V17H95ZM128 18H131V15L130 16H128ZM132 18H133V16H132ZM154 18V17H153ZM189 19L188 20H190V17H188ZM208 18H211V17H209L208 16ZM220 18V17H219ZM256 18V17H255ZM260 18V17H259ZM264 18V17H263ZM262 18V19H263ZM124 19H125V17H124ZM127 19V18H126ZM135 19H139V14H138V16H137V18L135 17V15H134V19H127L126 21H130L131 20V23H132V21H134ZM198 19V18H197ZM222 18H221V20H223ZM249 19H251L250 21H248ZM262 19H261V21H262ZM33 20L34 19H32V22H33ZM186 20V19H185ZM193 20H195V19H193ZM11 21V20H10ZM28 21V20H27ZM101 21V20H100ZM160 21V20H159ZM197 21V20H196ZM202 21V20H201ZM214 21H215V19H214ZM14 22V21H13ZM35 22V21H34ZM93 22V23H92ZM162 22V21H161ZM209 22V21H208ZM211 22V21H210ZM209 22V23H210ZM217 22V21H216ZM7 23V22H6ZM9 23V22H8ZM100 22H98L97 23V27H98V24H99ZM103 23V22H102ZM123 23V22H122ZM124 23H126L125 21H124ZM128 23V22H127ZM134 23V22H133ZM136 23H137V21H136ZM175 23V22H174ZM214 23V22H213ZM212 23V24H213ZM224 24H226L225 22H223ZM235 23H236V25H235ZM90 24V26H88L87 27V25H89ZM160 24V23H159ZM203 24H205V22L203 23ZM220 24V23H219ZM39 25V24H38ZM108 25V24H107ZM111 25V24H110ZM125 25V24H124ZM228 25V24H227ZM235 25V26H234ZM261 25H262V28L263 29H259V27H261ZM13 26V25H12ZM33 26V25H32ZM96 26V25H95ZM109 26V25H108ZM114 26V25H113ZM155 26V25H154ZM194 26H196V24L194 25ZM26 27V26H25ZM29 27V26H28ZM87 27V28H86ZM93 27V28H92ZM102 27V26H101ZM153 27V26H152ZM238 27V26H237ZM27 28V27H26ZM109 28V27H108ZM113 28H115V27H113ZM174 28V27H173ZM190 28V27H189ZM89 29V30H88ZM119 29H120V27H119ZM149 29V28H148ZM156 28H154V30H155ZM165 29V28H164ZM167 29H170L169 27L167 28ZM166 29V30H167ZM190 29H192V28H190ZM221 29V28H220ZM73 30H71V31H73ZM121 30V29H120ZM158 30V29H157ZM166 30H164V36L162 35V33H161V35L163 36V37H168V34H169V32L167 33V35H165V31ZM184 30V29H183ZM199 30H200V32H199ZM216 30H218V32L216 31ZM225 31H226V29H224ZM69 32V33H72V32ZM111 31V30H110ZM129 31V30H128ZM149 31H150V29H149ZM159 31V30H158ZM222 32H223V30H221ZM152 32V31H151ZM154 32V35H156L157 33L155 32V31H153ZM152 32V33H153ZM185 32V31H184ZM193 32V31H192ZM264 32V31H263ZM74 33V32H73ZM119 33V32H118ZM129 33V32H128ZM174 33V32H173ZM177 33H180V32H177ZM176 33V34H177ZM105 34V33H104ZM115 34H117V33H115ZM72 35V34H71ZM89 35H90V33H89ZM114 35V34H113ZM112 35V36H113ZM135 35V34H134ZM157 35H159V34H157ZM161 35H159V36H161ZM171 35V34H170ZM108 36V35H107ZM112 36H109L108 37V39L110 38V37H112ZM127 36H128V34H127ZM173 36H174V34H173ZM75 37V36H74ZM88 37V39H90L91 37L90 36H87ZM94 37V36H93ZM92 37V38H93ZM121 37V36H120ZM176 37V36H175ZM238 37V38H237ZM118 38H119V36H118ZM124 38V37H123ZM122 38V39H123ZM161 38V37H160ZM165 38V39H166ZM169 39H170V37H168ZM168 38L166 39V41H168ZM71 39V38H70ZM78 39V38H77ZM76 39V40H77ZM94 39V38H93ZM106 39V38H105ZM104 39V40H105ZM108 39H106V42H107V40ZM113 39H115L114 37H113ZM121 39V38H120ZM163 39V38H162ZM96 40V39H95ZM116 40H117V38H116ZM164 40V39H163ZM205 40V39H204ZM22 41H24V42H26V44H24V42H22ZM78 41V40H77ZM113 41V40H112ZM125 41V40H124ZM128 41V40H127ZM249 41H247V42H249ZM253 41H251V43H254ZM4 42V41H3ZM80 42V41H79ZM82 42V41H81ZM101 42V41H100ZM105 42V41H104ZM106 42H105V45H106ZM156 42V41H155ZM159 41H157L156 43H157V45L159 44L158 43ZM163 42V41H162ZM21 43H23L24 45H26V46H24V45H22ZM73 43V42H72ZM78 43V42H77ZM83 43V42H82ZM97 43H98V41H97ZM103 43V42H102ZM109 43V42H108ZM133 43H136V42H133ZM133 43H130V44H132V50H133V52L136 50V52L134 53V54H137V52L138 51H140V48L142 49V47H140L139 48V46H137V45H135V44H133ZM250 43V44H251ZM17 44H21V45H17ZM81 44V43H80ZM100 45H102L101 43H99ZM114 43H112V45H113ZM121 44V43H120ZM139 44V43H138ZM162 44V43H161ZM249 44V43H248ZM248 44H247V46H248ZM34 45V46H33ZM67 45H69V44H67ZM74 45L75 44H73V47H74ZM78 45H79V43H78ZM87 45V44H86ZM85 45V46H86ZM93 45H95V44H93ZM123 45V43L121 44V46ZM125 45V44H124ZM140 45V44H139ZM163 45V44H162ZM254 45V44H253ZM253 45H251V46H253ZM2 46H4V45H2ZM21 46V47H20ZM80 47H81V45H79ZM79 46H78V49H79ZM120 46V47H121ZM140 46H142V45H140ZM161 46V45H160ZM209 46V45H208ZM244 46H246V45H244ZM46 47H43V48H46ZM54 47V48H55ZM70 47V46H69ZM69 47L67 48V49H69ZM76 47V46H75ZM88 45L86 46V49H87V51L88 52H86L87 54H88V57H87V59L86 60H84L83 59V61H82V63L83 64H85V66H83L82 64H80V65H82L83 67H85V69L84 70H87V72H85V73H88L87 75H84V78H86V80L87 81H89V86L87 85V83H86V85L88 86V87H91V82H92V84H93V82H97L96 83V85H95V89L93 90V88H88L87 89V86L85 87V90L87 89L88 90V92H90L89 93V97L87 98V99H89V100H91L90 102H93V101H96L95 103L93 102V103H91V104H93V105H89L91 108H92V110H91V108H90V111L88 112V113H91L92 115H94L95 117H94V119H92L91 121V124H89L90 126V132H92L93 134H94V137H96V138H99V139H101L103 142H105V143H113V144H111V145H115V146H118V144L120 145V146H123L124 147V145H127V144H130V145H132V146H135L136 147V145H137V142L135 141L134 142V140H127V139H125V136H126V133H125V131H120V126L118 125V127L116 126V122H115V117H114V113H113V108L112 107H110L108 104H106V100H107V94H104V91H105V89H107V85H106V79H105V77H104V72H103V66H102V64L100 63V61H101V58H100V55H101V57H102V55L103 54H101L100 53V51L98 52V49L100 48L99 46H93V47H88ZM99 47V48H98ZM106 47V46H105ZM105 47H103V48H105ZM152 47V46H151ZM254 47V46H253ZM5 48V47H4ZM13 48L15 49V46H13ZM26 48H28V46L26 47ZM25 48V49H26ZM42 48V47H41ZM40 48V49H41ZM53 48V47H52ZM72 48V47H71ZM102 48V49H103ZM122 49H120L119 47L117 48L118 49V51H119V53L121 54L122 52H120L121 50L123 51V50H125V49H123L124 47H121ZM166 49H168L167 48V46L165 47ZM176 48H175V50H176ZM226 48V49H225ZM16 49H17V47H16ZM29 49V48H28ZM34 49V48H33ZM37 49V50H38ZM48 49H49V47H48ZM56 49V48H55ZM64 49V48H63ZM66 49V50H67ZM86 49H85V51H86ZM117 49H112L111 50V48L109 49V50H111L113 53H114V55H115V51L117 50ZM172 49V48H171ZM178 49H177V51H178ZM201 49H203V48H201ZM244 49H247L246 47L244 48ZM1 50V49H0ZM4 50V53L2 52ZM6 49H2V51H0L1 53H0V66L1 67H3L2 69H4L5 67H7V65H8V62L10 61L9 59H8V55H7V53H6V51H5ZM59 50V49H58ZM57 50V51H58ZM76 50H77V48H76ZM104 50V49H103ZM161 50V49H160ZM164 50V49H163ZM175 50H171V51H175ZM200 50V49H199ZM211 50V49H210ZM247 50H249V49H247ZM43 51V50H42ZM54 51V50H53ZM68 51V50H67ZM71 51V54H69V52ZM70 51H68V53L67 54H69V55H67V60H65V67H63L64 68V70H65V76L63 75V77H59V79L58 80H54L53 79V81L52 80H50V81H48V82H50V83H52L46 90H44V92H43V95L45 96H47L46 98H51L52 100H53V98H58L60 95H63V93H65V92H68V94H69V92L71 93H73L72 95H66L65 94V98H66V102H68L67 100H69V105L70 104H73V106L77 103L78 104V106H80V107H82V105H84V96L86 95H84V93H85V91H83V86L81 85V84H83V81H85V79L84 80H82V83H81V77H79V75H78V70H77V64H76V62L72 59L71 60V58H72V56L77 52H75V51H73V48H72V50H70ZM74 53H73V52ZM106 51V50H105ZM111 51H109V53L111 52ZM118 51H116V54L118 53ZM131 51V50H130ZM169 51V50H168ZM212 52L214 51V50H211ZM250 51H251V49H250ZM9 52H10V54H11V51L9 50ZM18 52V51H17ZM39 52V51H38ZM41 52V51H40ZM51 52V51H50ZM50 52H48V54L50 53ZM55 53H57V52H55ZM106 53V52H105ZM113 53H110V55L109 56H112V54ZM169 53V52H168ZM179 53V52H178ZM201 53V52H200ZM200 53H198V55L200 54ZM214 54H215V51L213 52ZM253 53V54H254ZM9 54V53H8ZM48 54H46V52L45 53H43V54H39V55H37V57H35V58H32L31 57V59L30 58H28V57H26L25 56V58H23L22 57V59H20V60H18V61H14V59H12L11 61L13 62V63H15V65H11V66H13V68H14V66H16V65H19V66H17V67H22V69L24 68L26 71H29L28 73H30V72H32V75H37V73L36 72H41V73H44L45 71L44 70H46L47 69V71H48V69H50L52 66L50 65L51 63L49 62V57H54L55 55H52V56H48ZM52 54V53H51ZM53 54H54V52H53ZM119 54V56H121ZM141 54H143V53H141ZM145 54V53H144ZM217 54V53H216ZM244 54L245 55H247V53L244 51ZM244 54L242 55V56H244ZM58 55V54H57ZM77 55V54H76ZM113 55V56H114ZM168 55V54H167ZM171 55H173L172 53H171ZM203 55V54H202ZM218 55V54H217ZM255 55V54H254ZM263 55H261V56H263ZM11 57H12V55H10ZM9 56V57H10ZM23 56V55H22ZM28 56V55H27ZM59 56V55H58ZM87 56V55H86ZM117 56H118V54H117ZM116 56V57H117ZM163 56V55H162ZM165 56V55H164ZM164 56H163V58H164ZM168 56H170V54L168 55ZM208 56V55H207ZM219 56V55H218ZM221 56V57H222ZM223 56V57H224ZM240 56V55H239ZM53 57H52V59H53ZM56 58H54V59H57V56H55ZM68 57H69V59H68ZM71 57V58H70ZM75 57V56H74ZM80 57V56H79ZM107 57V56H106ZM116 57H110V58H113L114 60L116 59V60H120V58H123L122 56L120 57V58H116ZM186 57V56H185ZM190 57V58H191ZM196 57V56H195ZM200 56H197L196 58H193V59H191V60H186L187 62L185 63V67L186 68H184L183 70L179 67V65L178 64H176V63H173L174 65V68H176L177 70H178V75H177V77L180 79V78H182L181 76H183V75H185V77H187L189 80H193V82L195 83H197L198 84V81H201V80H205V78H207V76H206V74L205 73H203L204 72V70L206 69V68H204V67H206L205 65H208L207 67H209V66H211V65H209V64H213V65H216V67H217V65L219 66V65H222V67L224 68V67H228V64L225 66V64H224V62H223V60L222 59H219V58H217V57H214L213 55H211L210 57H208L207 59L205 58V60H204V58H203V65H195V62L198 60V58H199ZM205 57H206V55H205ZM229 57V58H230ZM234 57V58H233ZM246 57V56H245ZM244 57V58H245ZM260 57V56H259ZM59 58V57H58ZM104 58V57H103ZM155 58V57H154ZM189 58V57H188ZM229 58H226L227 60L229 59ZM243 58V57H242ZM241 58V59H242ZM15 59H17V58H15ZM53 59V60H54ZM113 59H109L110 60V62H111V60H113ZM156 59V58H155ZM187 59V58H186ZM230 59V60H231ZM238 59H237V61H238ZM125 60V59H124ZM200 60H202V59H200ZM240 60V59H239ZM54 61H57V60H54ZM118 61H115L114 63L116 64V66L117 67H115L114 66V68H111V72H113V70H117V71H119L120 72V80H118V82L116 83V85H115V88H116V94L117 93H119L121 90H123V87L127 84H130V82L133 80V79H135L136 77H137V75L139 74V73H136V70H134V68L132 67V64H131V62H129V60H125L126 62H124V63H119ZM144 61V60H143ZM142 61V62H143ZM225 61V60H224ZM236 61V62H237ZM12 62H11V64H12ZM146 62H147V60H146ZM185 62V61H184ZM226 62V61H225ZM230 62V61H229ZM235 62V63H236ZM10 63V62H9ZM111 63H113V62H111ZM155 63V62H154ZM154 63H152V64H150V65H152V66H155L156 67V69L157 70H160V67H161V65H157V64H154ZM178 63V62H177ZM198 63V62H197ZM200 63V62H199ZM231 63V62H230ZM53 64V63H52ZM55 64V63H54ZM76 64V65H75ZM162 64H164L165 66L167 65V63H166V61H164V63H162ZM239 67L241 66V64L239 63V61H238V63H236ZM244 64H245V62H244ZM244 64H243V66H244ZM253 64H254V62H253ZM79 65V64H78ZM147 65H149V64H147ZM235 65V64H234ZM237 65H235V66H237ZM256 65V64H255ZM10 66V67H11ZM54 66V65H53ZM112 66V65H111ZM136 66V65H135ZM152 66H151V68L149 69V71L151 70V72H152ZM231 66H233V64L231 65ZM235 66H233V67H235ZM17 67H15V68H17ZM50 67V68H49ZM150 67V66H149ZM214 68H215V66H213ZM221 67V66H220ZM239 67H237V68H239ZM245 67V66H244ZM8 68H9V66H8ZM8 68H5V69H8ZM66 68V69H65ZM140 68H141V70H140ZM140 68H138V70H140V73H143L144 75H145V71H147V69H148V67H143L144 68V70L142 69V66L140 67ZM222 68V69H223ZM229 68H231V67H229ZM236 68V67H235ZM247 68H249V67H247L246 66V68H244V69H247ZM5 69H4V71H5ZM10 69V68H9ZM9 69H8V71H9ZM53 69V68H52ZM113 69V70H112ZM168 69V68H167ZM225 69V68H224ZM244 69L242 68L241 70L242 71H239V70H234V68H232V69H229V76L228 77H232V78H234V79H231V78H229V79H231V81L229 82V83H227V80L224 78V76L223 77H220L217 81H219L218 82V84H217V86H215L216 88H214V90H213V93H214V96L215 97H222V96H226L227 94H229V95H227V96H230V103H232V104H235V103H237L239 106H241V107H245V106H251V107H257V109H258V107H260L261 108V111H262V113H264L263 112V110H262V108L264 107H262V105L264 104V78H260L259 76H257V73H258V71L256 72V70H255V72L253 71L254 70V68H250V70H246V71H244ZM12 70V69H11ZM18 70V69H17ZM21 70V69H20ZM19 70V71H20ZM25 70H21V71H25ZM83 70V69H82ZM211 70H213V69H211ZM217 70H218V68L215 70L216 72H217ZM227 70V69H226ZM261 70V72H262V70L263 69H260ZM259 70V71H260ZM3 71V73L6 75L7 73H5ZM14 71H15V69H14ZM43 71V72H42ZM109 71V72H110ZM228 71V70H227ZM18 72V71H17ZM16 72V73H17ZM49 72V71H48ZM51 72L53 73V70H51ZM63 72V71H62ZM119 72H118V74H119ZM137 72H139V71H137ZM223 72V71H222ZM221 72V73H222ZM252 72H254V74L256 73V76L255 77H259V78H251L250 79V77L251 76H254L253 74L251 75V73ZM34 73V74H33ZM46 73V75L48 74L47 72H45ZM44 73V74H45ZM51 73V74H52ZM148 73V72H147ZM158 73V72H157ZM176 73V72H175ZM260 73V72H259ZM18 75H19V73H17ZM24 74V73H23ZM25 74H27V73H25ZM31 74V73H30ZM44 74H42V75H44ZM55 74V73H54ZM82 74V73H81ZM150 74V73H149ZM159 74V73H158ZM164 74V73H163ZM31 75V76H32ZM222 75H223V73H222ZM234 75H237L236 76V78L235 77H233ZM4 76V75H3ZM2 76V77H3ZM16 77H17V75H15ZM20 76V75H19ZM30 76V77H31ZM85 76H87V77H85ZM150 76L151 77H153L154 79H155V81H156V83H158L159 84V86L160 87H163V85L164 84H162L161 82H160V78H158V76L156 75V74H153V72L150 74ZM263 76V75H262ZM1 77V78H2ZM38 77V76H37ZM139 77V76H138ZM210 77V76H209ZM58 78V77H57ZM90 79H92V80H90ZM95 79V80H94ZM177 79V78H176ZM8 80V79H7ZM45 80H46V78H45ZM94 80V81H93ZM152 80V79H151ZM207 80V79H206ZM45 82V81H44ZM181 82V81H180ZM192 82V83H193ZM10 83V82H9ZM132 83V82H131ZM27 85V84H26ZM210 85V84H209ZM21 86V85H20ZM127 87V86H126ZM7 88V87H6ZM166 88V87H165ZM165 88L163 89V91L165 90ZM91 89H92V91H91ZM162 90V89H161ZM182 90V89H181ZM181 90H179V92L181 91ZM19 91V90H18ZM23 91V90H22ZM28 91V90H27ZM63 91H65V92H63ZM109 91V90H108ZM212 91V90H211ZM106 92V91H105ZM198 92V91H197ZM62 93V94H61ZM8 94V93H7ZM16 94V93H15ZM121 94H122V92H121ZM163 95V94H162ZM14 97L16 96V95H13ZM27 96V95H26ZM263 96V97H262ZM260 97H262V98H260ZM7 97H5V99H6ZM22 98V97H21ZM27 98V97H26ZM25 98V99H26ZM162 98V97H161ZM225 98H227V97H225ZM225 98H223V99H225ZM1 99H3L4 100V98H1ZM20 99V98H19ZM28 99V98H27ZM54 99V100H55ZM222 99V100H223ZM261 99V100H260ZM3 100H2V102H3ZM10 101H9V103L7 104V106H5L4 105V103H2L1 101H0V142H1V140H2V143L1 144H5V146H6V143L4 142V138H10L9 140H11V138L12 137H14V138H16L15 136H16V134H17V132L16 131H20V130H16V127H15V123L13 124L12 123V121H14L15 122V117H17L18 115H19V113L20 112H22V110L23 109H20L21 108V106H22V108H23V105L24 104H22V103H25L24 101L25 100H23V101H21V100H18V98H11L10 97V99H9ZM58 100V99H57ZM202 100V99H201ZM203 100H205V99H203ZM202 100V101H203ZM56 101V100H55ZM85 101H86V99H85ZM211 101V100H210ZM210 101H207V100H205L203 103L204 104H201V108L199 107V109H198V107H197V102L198 101H192L190 104H188V107L186 108V109H184L181 113H179V115L175 118V119H173L172 120V123H171V125L169 126V127H174L175 125H176V123H177V121L180 119V118H183V117H185V116H213V117H217V116H222V117H226V118H229V119H231L232 120V124L233 123H235V122H238L239 124H241V122H243L244 121V123L246 124V125H248L249 126V128L250 129H253V130H255V131H257V130H260V129H264V114L263 115H259V113L258 114H254V113H252V112H250V113H247V114H240V113H238L237 111L236 112H233L231 109H230V105H224V104H215V103H213V105H212V103L210 102ZM214 102H216L215 101V99L213 100ZM5 102V101H4ZM27 102H29V101H27ZM52 102V101H51ZM107 102H108V100H107ZM229 102V101H228ZM7 103V102H6ZM5 103V104H6ZM236 105V104H235ZM235 105H232V106H235ZM67 107H68V105H66ZM70 106H72V105H70ZM7 107V108H6ZM236 107H237V105H236ZM74 108V107H73ZM87 108V107H86ZM19 109L21 110L20 112H19ZM24 109H25V107H24ZM70 109V108H69ZM75 109V108H74ZM250 109V108H249ZM11 111V112H10ZM80 111V109L77 111V112H79ZM86 111V110H85ZM19 112V113H18ZM84 112V111H83ZM16 113H18V115L16 116ZM44 113V112H43ZM261 113V114H262ZM21 114V113H20ZM84 114V113H83ZM43 115H45V114H43ZM47 115V114H46ZM80 115V114H79ZM82 115V114H81ZM19 117V116H18ZM212 117V118H213ZM20 118V117H19ZM14 119V120H13ZM17 120V119H16ZM50 120H52V122H53V118L52 119H50V115L49 116H42L41 115V117H39V119H37L36 120V122H35V124L33 125L34 127H35V129L37 130V131H40V135L42 136L43 134H41V132L42 131H44V133L45 132H47V133H49V135L50 134H52V136L53 135H56V137L58 136V138L59 137H61V139L60 140H62V141H64L63 142V144L64 143H66V139H65V137H66V135H65V137H63L61 134V128L58 130V125H56V124H51V122H50ZM22 121V120H21ZM237 124V123H236ZM238 124V125H239ZM17 126V125H16ZM63 127V126H62ZM77 127V126H76ZM260 128V129H259ZM122 130V129H121ZM61 131V132H60ZM19 133V132H18ZM39 133V132H38ZM59 133H61L60 135H59ZM72 134V133H71ZM128 135V134H127ZM38 137V136H37ZM37 137H34L33 136V138H35V140H36V138ZM71 137V141L75 144V146L77 147V150H78V152H79V154L82 156V157H80V158H83L84 160H85V165L87 166V167H89L90 169H91V173L92 174H90V176L91 175H95V176H97V177H99L100 178V180L102 181V183H104L103 182V180L104 181H106V182H110L109 184L111 185V183H112V180L114 181V179H118V175H117V170L115 171V170H113V168H110L107 164H105L103 161H102V159L100 158V156L98 155V154H96L95 153V149L93 150L90 146H88L87 144H86V142H82V141H80V140H78V139H76L75 138V136L74 135H71L70 136ZM14 138H12V139H14ZM57 138V139H58ZM127 138V137H126ZM38 139V138H37ZM64 139V140H63ZM125 139V140H124ZM129 139V138H128ZM34 140V139H33ZM45 140H46V137H45ZM59 140V139H58ZM69 140V139H68ZM6 142H8L7 144H9V142L10 141H7V139L5 140ZM37 141V140H36ZM38 141H39V139H38ZM70 141V142H71ZM101 141V142H102ZM108 141H110V142H108ZM28 144V143H27ZM62 144V143H61ZM53 145H54V143H53ZM55 145L56 146H58L56 143H55ZM54 145V146H55ZM5 146L3 147L2 145H1V152H2V147L3 148H5ZM42 146V145H41ZM51 146V145H50ZM65 146V145H64ZM128 146V145H127ZM126 146V147H127ZM33 147V146H32ZM129 147V146H128ZM138 147V146H137ZM8 150V149H7ZM64 150V149H63ZM62 150V151H63ZM114 150H116V149H114ZM126 150V149H125ZM48 151L49 152H51V153H53V151H54V148H48ZM57 151V150H56ZM65 151V150H64ZM111 151H113V150H111ZM124 151V150H123ZM122 151V152H123ZM3 152H4V154H5V150L3 149ZM7 152L8 151H6V154H7ZM39 152V151H38ZM44 151H43V149H41L40 150V152H39V154H37V155H35V159L33 160V164H32V166H31V168L29 167L26 171H27V174L24 176V177H22L20 180H19V184H18V188H19V191H22V190H27L28 189V187L30 188H32L33 187V190H36L35 192H37V190L39 191V193H40V197L39 198H41L42 199V202H43V205L42 206H45V208H44V210H43V208H41L42 209V212H40V214L38 215V217H41V215H42V217H43V215H45V213H47V212H49V213H51L52 214V216H55L56 215V217L57 216H62V215H64L63 217H65L67 214H68V216L70 217V215L71 214H73V212L72 211H74L75 212V214L76 213H78V212H76L75 211V209L74 210H72V211H70V210H67V211H69V212H72V213H69V212H63V211H61L62 210V208H61V206H64V208H66V207H68V205H67V203L70 201V203H71V205H73L75 202H76V200H78L79 199V196L81 195V193H82V191H81V193H80V195L78 196L77 195V193L78 192H80V191H76V190H81L80 189V187L78 186V185H80L79 183H78V185L75 183H71L72 185L71 186H68L67 184H69V183H67V181H68V179L67 180H65L63 177L64 176H66L67 174H69V173H72L73 171H71L72 169H73V163L71 162L72 160H71V157L70 158H68L67 157V159L65 160L64 158H60V160H58L57 162H55L54 164H53V168H51V167H47V165H48V163H49V161L51 162V159H52V157L51 156H49V155H45L44 153H43ZM55 152V151H54ZM60 152V151H59ZM59 152H57V153H59ZM106 152V151H105ZM113 152H115V151H113ZM121 151H120V153H122ZM130 150L128 151V152H125L124 151V155L126 156V158H128V156H130L129 154H130ZM117 153H118V151L116 150V154H114V153H112L111 152V154H113L112 156L114 157V155H117ZM119 153V154H120ZM129 153V154H128ZM162 153H163V149L162 148H158V150H157V155H156V157H159L160 155H162ZM2 154V153H1ZM104 154V153H103ZM107 154V153H106ZM108 155V154H107ZM110 155V154H109ZM108 155V157H110ZM124 155H122V156H124ZM57 156V155H56ZM189 156V155H188ZM103 157H106V156H103ZM117 157V156H116ZM120 157V156H119ZM24 158V157H23ZM54 158V157H53ZM73 158H75V157H73ZM111 158V157H110ZM115 158V157H114ZM118 158V157H117ZM117 158H115V159H117ZM125 157H123V159H124ZM125 158V159H126ZM130 158V157H129ZM190 158V157H189ZM192 158H193V156H192ZM195 158V157H194ZM108 159V158H107ZM112 160H113V158H111ZM110 159V160H111ZM187 159V158H186ZM15 160H17V158L15 159ZM21 160V159H20ZM20 160H19V162L18 161H15V163L13 164V166L11 167L12 168V170L10 171V169L11 168H8L9 169V171L10 172H13V174H14V172H16V173H18L17 171H20V172H24L23 171V167L24 166H21V167H19L20 165H23V163L21 164V162H20ZM192 160V159H191ZM66 161V162H65ZM194 161H195V159H194ZM75 162V161H74ZM110 162V161H109ZM52 163V162H51ZM69 163H71L72 165H68ZM111 163V162H110ZM209 163V162H208ZM109 164V163H108ZM189 165H186L187 167L185 168V166L183 167V166H180L181 167V169H180V167H173L171 170H170V172L171 173H173V174H175V172L177 173V175L179 174V175H181L182 177L184 176H190V175H193L194 176V174L196 175L195 176V180L194 181H196V180H198L197 181V183L199 182V180L201 181H203L204 180V178L206 177V176H208L209 175V173L211 172V170H209L210 168H209V166L205 163V162H202V160H196V163H194L193 161H191L190 163H188ZM26 165V164H25ZM50 165V164H49ZM75 165V164H74ZM111 165V164H110ZM212 165V164H211ZM68 166H70V167H68ZM71 166H72V169H71ZM77 166V165H76ZM27 168V167H26ZM68 168H70V169H68ZM78 168V167H77ZM170 168V167H169ZM4 169V168H3ZM2 169V170H3ZM7 168H5V170H6ZM75 169V168H74ZM86 169H88V168H86ZM66 170H68L69 171V173H68V171H66ZM80 170V169H79ZM89 170V169H88ZM208 170L210 171V172H208ZM74 171H78V170H74ZM84 171V170H83ZM149 171V170H148ZM148 171H146V175H144V177L142 178V176H141V178H142V180H141V184H140V186H139V188H138V190L135 192V194H134V197H135V199H133V201H132V203H131V206L129 207V209H128V211H124V212H126V213H124L123 215H121L120 217V220H118V222L116 223V226L118 227V225L120 226V224H122V223H124V221L126 220V218L128 217V214L130 213V212H132V209H135V207L137 206V205H141V206H143V203H142V201H143V198H144V193H143V189L145 188V187H147L148 185H147V183H148V181L150 180V176H148V175H150L149 173H148V175H147V172ZM184 171H190V172H188L187 174L184 172ZM79 172V171H78ZM207 172H208V175H205V174H207ZM1 173V172H0ZM2 173H4V172H2ZM8 172H7V170L5 171V174H7ZM66 174V175H64L63 177H61V178H59V176H61L62 174ZM75 173V172H74ZM73 173V174H74ZM77 173V172H76ZM76 173H75V175H76ZM84 173H85V171H84ZM11 174V173H10ZM9 174V175H10ZM87 174V173H86ZM1 175V174H0ZM59 175V176H58ZM204 175H205V177H204ZM2 177H3V175H1ZM7 176V175H6ZM6 176H4V178L6 177ZM21 176V175H20ZM70 176V178H71V176H72V174L71 175H69ZM76 176H78L77 178H80V175H76ZM10 177V176H9ZM17 177V176H16ZM67 177V176H66ZM72 177H75L74 175L72 176ZM179 177V176H178ZM183 177V178H184ZM204 177V178H203ZM3 178V179H4ZM13 178H15V177H13ZM69 178V177H68ZM70 178H69V180H70ZM76 178V177H75ZM164 178H165V180H163V181H160L157 185L159 186L158 188H160L161 190H163V192H164V190H165V192H173V194L175 193L174 191L177 189L176 187H174V188H176L175 190H173L174 188L172 187V188H170L169 189V187L167 188L166 186H167V184L169 185V184H171V182L170 181H172L171 179L173 178V176L171 175V174H165V176H164ZM189 177H187L186 179H185V181L184 182H186V180L188 179ZM12 179V178H11ZM10 179V180H11ZM27 181H26V180ZM72 179V178H71ZM95 179V178H94ZM97 179V178H96ZM120 179V178H119ZM206 179V178H205ZM2 180V179H1ZM1 180H0V184H1ZM9 180V183L12 185V186H14L13 185V183H15L13 180H11L10 181ZM73 180H75L74 178H73ZM73 180H71V181H73ZM81 180V179H80ZM86 180V179H85ZM23 181V182H22ZM70 181V182H71ZM82 181V180H81ZM80 181V182H81ZM83 181H84V178H83ZM193 181V182H194ZM201 181V182H202ZM69 182V181H68ZM79 182V181H78ZM168 182V183H167ZM176 182V181H175ZM189 182V181H188ZM201 182H200V184H201ZM5 183V182H4ZM9 183H7L6 185H8ZM67 183V184H66ZM197 183H194L193 185V187L192 188H190V187H185L184 189H182L183 191L181 192V191H179L178 189V191H177V193H175V196H174V199L175 200H178V201H180L179 203H184L186 206H190L191 205V203H192V201L196 198V195H198V193L196 194V192H199V190H198V188H196L197 187ZM105 184V183H104ZM187 184V183H186ZM199 184V183H198ZM1 185H4V184H1ZM0 185V186H1ZM66 185H67V187H66ZM90 185V184H89ZM97 185V184H96ZM147 185V186H146ZM8 186H10V185H8ZM8 186H6V188L8 187ZM94 186V185H93ZM175 186H177V185H175ZM184 186H186V185H184ZM187 186H188V184H187ZM200 186V185H199ZM4 187H5V185H4ZM65 187H66V189H65ZM171 187V186H170ZM12 188V187H11ZM17 188V189H18ZM27 188V189H26ZM2 189V188H1ZM96 189H98V188H96ZM160 189H155V188H153V190L152 191H150V189H147V190H149V192H150V196H151V199H149V201H151L150 202V204H149V209H150V211H149V213H148V215L146 216V217H144V218H150L151 220H152V218L155 216L153 213L156 211H154V209L157 207L158 209H159V212H158V215L160 216V221H157V223L159 224V225H157L158 226V228H161L162 230L160 231V233L162 234V233H164L165 231L167 232V231H172V230H174V229H177L180 225H181V223L183 222L184 223V221H181L180 220V223L178 222V219L180 218V219H184L185 217H186V212L188 211V209H185V208H182L179 204H176V202L175 203H173L174 205H172V206H167L166 204V200H167V198H166V200H165V202L164 203H158V204H156L155 202H153V201H155V200H158L159 201V193H160ZM12 190V189H11ZM30 190V189H29ZM32 190V189H31ZM31 190H30V192H31ZM145 190H146V188H145ZM3 191V190H2ZM4 191H6L5 189H4ZM8 191V190H7ZM17 192H18V190H16ZM24 191H23V193H24ZM28 191V190H27ZM75 191H76V193H75ZM86 191V190H85ZM84 191V192H85ZM99 191V190H98ZM13 191H11V193H12ZM34 191H33V193H35ZM83 192V195H86V192L84 193ZM89 192V191H88ZM100 192V191H99ZM114 192V191H113ZM8 193V192H7ZM11 193H10V195H11ZM19 193V192H18ZM21 193V192H20ZM29 193V192H28ZM162 193V192H161ZM0 194H2L1 192H0ZM5 194V193H4ZM76 194V199H75V202H74V200H73V202H71V199L72 198H74L75 195ZM97 194V193H96ZM163 194V193H162ZM171 194V193H170ZM170 194H168V195H170ZM9 195V194H8ZM29 195V194H28ZM168 195H167V197H168ZM20 196H21V194H20ZM34 196V195H33ZM36 196V195H35ZM42 196V197H41ZM78 196V197H77ZM88 197H89V195H87ZM1 197H3V195L2 196H0V200H1ZM82 198H84L83 196H81ZM164 197V196H163ZM162 197V198H163ZM36 198H37V196H36ZM81 198V199H82ZM86 198V197H85ZM24 199V198H23ZM26 199V198H25ZM40 199V200H41ZM257 199H259V203L257 204V205H255L254 207H256L255 208V210H253V212H252V210H251V214H250V216H252V220L251 221H253L254 220V222H255V220H256V218H257V216H258V214H259V212L257 211V209L260 207V205H262V204H264V192H262V193H259V196H258V198ZM27 200V199H26ZM44 200V201H43ZM83 200V199H82ZM86 200V199H85ZM175 200H172V202H174ZM161 201H162V199H161ZM195 201V200H194ZM193 201V202H194ZM196 201H197V198H196ZM163 202V201H162ZM10 203V202H9ZM15 205H14V207L15 208H17V210H18V213H17V215H18V217H19V220H21V222H23L24 223V221L26 220V221H28L29 219H27V217H28V215H30L29 213L31 212H29V208H23V206H25V205H23V204H20V201H16L15 200ZM31 203V202H30ZM38 203V202H37ZM77 203V202H76ZM168 203H169V200H168ZM178 203V202H177ZM197 203V202H196ZM8 204V203H7ZM59 204H60V208H59ZM83 204V203H82ZM104 204V203H103ZM11 205V204H10ZM65 205H67V206H65ZM80 205V204H79ZM40 206V205H39ZM75 206H76V204H75ZM26 207H27V204H26ZM79 206H77V208H78ZM181 207V208H180ZM13 208V207H12ZM11 208V209H12ZM72 208V207H71ZM144 208V207H143ZM187 208V207H186ZM27 209V210H26ZM40 208H38V210H39ZM40 209V210H41ZM79 209V208H78ZM83 209V208H82ZM125 209V208H124ZM224 209V208H223ZM222 209V210H223ZM253 209V208H252ZM13 210H16V209H13ZM34 210V209H33ZM32 210V211H33ZM39 210V211H40ZM86 210V209H85ZM104 210H106V209H104ZM146 209L144 208V212H146L145 211ZM191 210V209H190ZM39 211H37V212H39ZM101 211V210H100ZM154 211V212H153ZM158 211V210H157ZM157 211L155 212V213H157ZM225 211V210H224ZM44 212V213H43ZM153 212V213H152ZM80 213V212H79ZM79 213H78V215H79ZM119 213V212H118ZM62 214V215H61ZM70 214V215H69ZM74 214V215H75ZM101 214H103V215H105L106 217H107V214L105 213V211L104 212H102ZM100 214V215H101ZM138 214V213H137ZM186 214V215H185ZM100 215H99V217H98V222H100L101 221V217H100ZM102 215V216H103ZM221 215V214H220ZM247 215V214H246ZM249 215V214H248ZM247 215V216H248ZM76 216H77V214H76ZM105 216H103V221H104V217ZM138 216V215H137ZM183 216H185L184 218H183ZM218 216V215H217ZM30 217H31V215H30ZM37 217V218H38ZM59 217V218H60ZM67 217V216H66ZM157 217V216H156ZM2 218L3 217H1V215H0V228H2L4 225V223L3 222H5V224H6V226L7 227H5V228H8L9 227V225H13V223L14 222H12V220H8L7 218H5V219H3L2 220ZM54 218V217H53ZM99 218H101V219H99ZM109 218V219H108ZM108 218H106L107 219V221H108V223H109V221H110V217H108ZM130 218V217H129ZM143 218V217H142ZM218 218H219V216H218ZM77 219V218H76ZM96 219H97V216H96ZM139 219H141L140 217H139ZM146 219V220H147ZM149 219V220H150ZM153 219H155V217L153 218ZM41 220V219H40ZM84 220V219H83ZM142 220H144V219H141L140 221L138 220V223H139V226H141L140 225V222L142 221ZM156 220V219H155ZM185 220V219H184ZM249 220V221H250ZM260 220V219H259ZM263 220V219H262ZM26 221H25V223H26ZM32 224H31V229H32V225H34L35 226V224H33V221H31V220H29ZM97 221V220H96ZM222 221V220H221ZM9 222H12V224L10 223L9 224ZM36 222V221H35ZM37 222H39V221H37ZM52 222V221H51ZM104 222H106V221H104ZM224 222V220L221 222V224ZM253 222V223H254ZM55 223V222H54ZM72 223V222H71ZM92 223V222H91ZM100 223H102V222H100ZM107 223V222H106ZM106 223H104L105 224V227H106ZM134 223H135V221H134ZM137 223V224H138ZM142 223V222H141ZM37 224V223H36ZM53 224V223H52ZM81 224H83L84 225V227H81V226H83V225H80V227H81V232L79 231V230H75V228H73V231L71 232V233H68V234H66L67 235V237H70L72 234H74L73 236H75L76 237V235H79L78 237H80V234L82 235V237H85V238H89L88 236L89 235H91V237L93 236H97L98 238L97 239H101V238H105V237H107L108 238V236H106L108 233H110V231H111V233L116 229V226H114V224H112V222L110 223V224H112L111 226L113 227L114 226V228H112L111 226H110V224L107 226V228H109V226H110V228L109 229H107V230H101V231H98V230H96V228L95 229H93V227H91L92 225L90 224V222H86V220H84L83 221V223H81ZM91 226H90V225ZM96 224V223H95ZM104 224H103V226H104ZM144 224V223H143ZM147 224V223H146ZM156 224V223H155ZM154 224V225H155ZM219 224V223H218ZM223 224H225V222L223 223ZM30 226V224L29 223H27L25 226ZM49 225V224H48ZM47 225V226H48ZM60 225H62V224H60ZM185 225V224H184ZM249 225H250V222H249ZM77 226V225H76ZM138 226V227H139ZM150 226V225H149ZM198 226V225H197ZM219 226V225H218ZM220 226H222V225H220ZM240 226V229H241V225H239ZM248 226V225H247ZM40 227V226H39ZM105 227H103V228H105ZM143 228H144V226H142ZM142 227L140 228V230L142 229ZM183 228V226L181 225L180 226V228H179V230H181L182 228ZM204 227H206V226H204ZM246 227V226H245ZM35 228H37V225L35 226ZM43 228V227H42ZM76 228H79V226L78 227H76ZM101 228H102V226H101ZM134 228V227H133ZM137 228V227H136ZM157 228V227H156ZM157 228V229H158ZM193 228H195V227H193L192 226V229ZM215 228H217V226H215ZM220 228V227H219ZM248 228H250V227H248ZM83 229V230H82ZM106 229V228H105ZM114 229V230H113ZM139 229V228H138ZM138 229H136V230H138ZM144 229H146V228H144ZM204 229L205 228H202V231H204ZM40 230V229H39ZM131 230H132V228H131ZM148 230H149V228H148ZM153 229H151V231H152ZM224 230V229H223ZM222 230V231H223ZM246 230V229H245ZM248 230V229H247ZM141 231H143V230H141ZM191 230H189V229H187V231H185L186 233H184L183 232V234H185V238H183L184 240H183V243L185 244L184 246H186L189 242H192L191 244H193V242H196L197 241V239H196V241H193L192 239H191V237H190V234H191V236L193 235V233H191L190 232ZM249 231V230H248ZM39 232V231H38ZM40 232H43V231H40ZM70 232V231H69ZM127 232H129L127 235L128 236H130V231L129 230H127ZM126 232V233H127ZM132 232V231H131ZM136 232V231H135ZM165 232V234H162V236L164 237V235L165 236H167L168 234H169V232H167L166 233ZM193 232H194V230H193ZM198 232H200V231H198ZM241 232V231H240ZM247 232V231H246ZM246 232H244L243 233V231L240 233V236L241 237H239L238 239L240 240V243H239V245H240V248L242 247V249H240V251L242 250L245 254H247L246 256L244 255V253L242 252L241 254H243V256H242V258H246V259H242L241 258V261H242V263L241 264H246V263H248V264H264V231H259V232H257L258 234H255V233H253V235H251V233H250V235L251 236H248V234L246 233ZM1 233V232H0ZM190 233V234H189ZM215 233H217V230H216V232ZM239 233V232H238ZM42 234V233H41ZM158 234H159V232H158ZM175 234V233H174ZM194 234L196 235V233L194 232ZM200 234V233H199ZM198 234V235H199ZM206 234V233H205ZM219 234H221V233H219ZM133 235L135 236V235H138L137 233L136 234H134V231H133ZM155 235V234H154ZM231 235H232V233H231ZM235 235H236V233H235ZM159 236V235H158ZM170 236V235H169ZM194 236V235H193ZM193 236H192V238H193ZM219 235H217V237H218ZM74 237V238H75ZM100 237V238H99ZM111 237V236H110ZM130 237H132V236H130ZM201 237V236H200ZM236 237V236H235ZM62 238H63V236H62ZM66 238V237H65ZM65 238H64V240H65ZM84 238V239H85ZM118 237H116V239H117ZM120 238V237H119ZM123 238V237H122ZM145 238V237H144ZM146 238H148V237H146ZM158 238V237H157ZM166 238V237H165ZM219 238V240H221L220 239V236L218 237ZM217 238V239H218ZM61 239V238H60ZM106 239V238H105ZM129 240H132V238L131 239H129ZM136 240V239H135ZM135 240L134 241H132L133 243L135 242ZM139 240H140V238H139ZM146 241L148 240H150V239H145ZM152 240H154V239H152ZM231 240V239H230ZM88 241V242H87ZM142 241V240H141ZM146 241H144V243L146 242ZM222 241V240H221ZM225 241H228V240H225ZM60 240H58L57 239V241L54 243V245L52 246H48L46 249H45V251L43 250V252H41V253H39L40 255L38 256V258L36 257V259L34 260V262H33V264H53L54 262H55V259L56 258H58V257H61L60 255L58 256V254L60 253V251H59V253L56 251V246L57 245H60ZM62 242H63V239H62ZM85 242H87V243H84V247H85V244H86V246H87V244L89 243V240L88 239H86L85 240ZM132 242L130 241V243L131 244H129V245H131V247L132 246H134V244H136L135 246L137 247V248H135V246L134 247H132V248H134L135 250L133 251V254H135V253H140L139 251H143V252H145V254H146V252H147V248H145V251H144V249H143V245L144 246H146V245H148L147 243H145V244H143V242L141 243L140 241L138 242V240H137V242L141 245L142 244V246L140 247V245L138 244V243H134V244H132ZM203 242H205V241H203ZM220 242V241H219ZM229 242V241H228ZM230 242H232V241H230ZM234 242V241H233ZM59 243V244H58ZM107 244H108V242H106ZM111 243V242H110ZM162 243V242H161ZM183 243H182V246H183ZM197 243V242H196ZM221 243V242H220ZM38 244H40L39 242H38ZM57 244V245H56ZM65 244V243H64ZM98 244V243H97ZM103 244L105 245V243H104V241H103ZM103 244H101L102 246H103ZM113 244V243H112ZM111 244V245H112ZM35 245H37L36 243H35ZM164 245V244H163ZM194 247H196V249L195 248H193V247H191V248H193V249H195V250H197L199 247H197L198 246V243L197 244H195L194 243ZM197 245V246H196ZM206 245V244H205ZM238 245V246H239ZM33 246H34V244H33ZM47 246V245H46ZM61 246H63V245H61ZM83 246V245H82ZM112 246H114V244L112 245ZM152 246V245H151ZM183 246V247H184ZM188 246H189V244H188ZM188 246H187V248H188ZM191 246V245H190ZM199 246H200V243H199ZM210 246V245H209ZM69 247H71V246H69ZM90 247L91 246H89V249H90ZM138 247H140V248H142L141 250H139L138 249ZM147 247V246H146ZM150 247V246H149ZM152 247H154V245L152 246ZM164 247H166V246H164ZM164 247H163V249H164ZM226 247H228V246H226ZM230 247V246H229ZM32 248H34V247H32ZM65 248H67V247H63V249L65 250ZM88 248V247H87ZM151 248V247H150ZM149 248V249H150ZM158 248V247H157ZM159 248L161 249L162 247H161V245L159 246ZM172 248V247H171ZM170 248V246H169V248H167V250L166 251H168V249H171ZM186 248V247H185ZM201 248V247H200ZM208 248V247H207ZM206 248V249H207ZM35 249H36V246H35ZM81 249V248H80ZM85 249V248H84ZM102 249H105L104 247L103 248H101L100 250H102ZM139 251H138V250ZM160 249H159V251L158 252H161L160 251ZM166 249V248H165ZM165 249H164V251H165ZM181 249V248H180ZM235 249V248H234ZM32 250V249H31ZM59 250V249H58ZM100 250H98V251H100ZM106 250V249H105ZM109 250V249H108ZM162 250V249H161ZM199 250V249H198ZM198 250H197V252H198ZM200 250H202V249H200ZM228 250H230V249H228ZM233 250V249H232ZM35 251V250H34ZM34 251H32V253H34ZM83 251V250H82ZM87 251H89V250H85V254L84 255H86V258L88 257V255L90 254V256H91V258H93L92 257V251L90 250L89 252H87ZM112 251V250H111ZM141 251V252H142ZM157 251V250H156ZM163 251V252H164ZM181 251V250H180ZM184 251V250H183ZM182 251V252H183ZM208 251V250H207ZM239 251V252H240ZM81 252V251H80ZM88 254H87V253ZM161 253L160 255L162 256V257H168L169 255H168V253H169V251L166 253V252H164V253H166L167 254V256H166V254H164V253ZM171 252H172V250H171ZM181 252V253H182ZM186 252V251H185ZM194 252V251H193ZM196 252V251H195ZM200 252H202V251H200ZM206 252V251H205ZM71 253V252H70ZM83 253V252H82ZM149 253L151 254L152 252L151 251H149ZM148 253V254H149ZM191 253V252H190ZM208 253V252H207ZM229 253V252H228ZM235 252H233V254H234ZM237 253V252H236ZM31 254V253H30ZM29 253L25 256V257H23V259H21L20 260V263L19 264H26L27 262H29V255H30ZM105 254H106V252H105ZM105 254H103V256H104V258L106 259L109 255V253H107L106 254V256H105ZM144 253H141L140 254V256L141 257H143V259H144V255H145ZM148 254H147V256H148ZM157 254V253H156ZM159 254V253H158ZM206 254V253H205ZM205 254H203L202 255V261H203V259H204V262L207 260L208 262H209V258L212 256H210L209 258L208 257H206V256H204ZM240 254V253H239ZM1 255V254H0ZM79 255H81V254H79ZM78 255V256H79ZM83 255V256H84ZM137 255H139V254H137ZM137 255L135 254V256L137 257ZM179 255V254H178ZM191 255H193V254H191ZM232 255V254H231ZM94 256V255H93ZM150 256V255H149ZM188 256V255H187ZM200 256V255H199ZM27 257H28V259H27ZM34 257V256H33ZM98 258V256H94V258ZM135 257V258H136ZM139 257V256H138ZM159 256L157 255V258H158ZM191 257V256H190ZM189 257V258H190ZM205 257L206 258H208V259H206L205 260ZM214 257V256H213ZM213 257H211L210 258V260H212V261H214L213 260ZM235 257V256H234ZM12 257H9V256H4L3 254L0 256V263L1 264H8L7 263V261L9 262V261H11L10 259H11ZM85 258V257H84ZM83 258V259H84ZM90 258V259H91ZM96 258H95V260H96ZM113 257H112V255H111V258H107L108 260L109 259H112ZM156 257H154L153 259H155ZM169 258H170V256H169ZM192 258H193V256H192ZM199 258V257H198ZM250 258H251V260H250ZM31 259V258H30ZM62 259V258H61ZM98 259H100V258H98ZM114 259V258H113ZM116 259V258H115ZM114 259V260H115ZM138 259H141V261L139 260V262H142L143 260H142V258H137V260ZM162 259V258H161ZM164 259L165 258H163V261H164ZM200 259V260H201ZM12 260H13V258H12ZM19 260V259H18ZM102 259H100V263H104V264H106L105 263V261H101ZM137 260H135V261H137ZM147 260H149L148 258H147ZM168 260V259H167ZM194 260H196V256H195V259ZM216 260V259H215ZM252 260H254L253 262H252ZM122 261V260H121ZM127 261V260H126ZM126 261H124V262H126ZM130 261V260H129ZM154 261V260H153ZM163 261H162V263H163ZM189 261V260H188ZM212 261H210V262H212ZM239 261V260H238ZM251 261V262H250ZM12 262V261H11ZM30 262H31V260H30ZM84 262V261H83ZM91 262V261H90ZM98 262V263H99ZM107 262V261H106ZM123 262V261H122ZM131 262V261H130ZM138 262V261H137ZM145 262V261H144ZM152 262V261H151ZM160 262V261H159ZM179 262H181V261H179ZM185 262V261H184ZM187 262V261H186ZM195 262V261H194ZM198 264H199V262L198 261H196ZM215 262V261H214ZM213 262V263H214ZM56 263V262H55ZM62 263V262H61ZM98 263H96V264H98ZM109 264L111 263V262H108ZM132 263V262H131ZM154 263V262H153ZM165 263V262H164ZM163 263V264H164ZM219 263V262H218ZM217 263V264H218ZM223 263V262H222ZM224 263H226V262H224ZM16 264V263H15ZM89 264V263H88ZM90 264H92V263H90ZM126 264V263H125ZM129 264V263H128ZM142 264H144V263H142ZM180 264V263H179ZM188 264V263H187ZM192 264V263H191ZM196 264V263H195ZM221 264V263H220ZM227 264V263H226Z\"/></svg>",
	"mask_w": 264,
	"mask_h": 264
}]
</instances>
